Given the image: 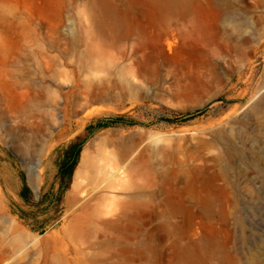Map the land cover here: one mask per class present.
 <instances>
[{
  "label": "rangeland",
  "instance_id": "374dc122",
  "mask_svg": "<svg viewBox=\"0 0 264 264\" xmlns=\"http://www.w3.org/2000/svg\"><path fill=\"white\" fill-rule=\"evenodd\" d=\"M262 95L264 0H0V264H264Z\"/></svg>",
  "mask_w": 264,
  "mask_h": 264
},
{
  "label": "trees",
  "instance_id": "16d2710c",
  "mask_svg": "<svg viewBox=\"0 0 264 264\" xmlns=\"http://www.w3.org/2000/svg\"><path fill=\"white\" fill-rule=\"evenodd\" d=\"M122 116L117 117L116 120H113L112 122L103 123L100 125L101 128H106L108 126L118 124V122H122ZM171 122H177L175 119H169ZM132 124V123H130ZM92 127L88 126L87 130H90ZM80 154V145L78 143H72L66 150L64 159L62 160L60 164V174H61V180H63V177L70 178L77 162L79 159ZM25 196V191L22 190L21 197ZM61 194L57 198V205L61 202Z\"/></svg>",
  "mask_w": 264,
  "mask_h": 264
},
{
  "label": "bare ground",
  "instance_id": "6f19581e",
  "mask_svg": "<svg viewBox=\"0 0 264 264\" xmlns=\"http://www.w3.org/2000/svg\"><path fill=\"white\" fill-rule=\"evenodd\" d=\"M260 99H261V100H264V95H262V96L260 97ZM117 172H118V170H117Z\"/></svg>",
  "mask_w": 264,
  "mask_h": 264
}]
</instances>
